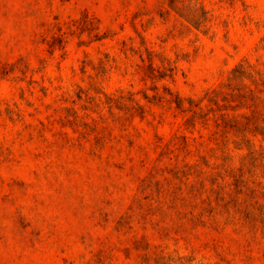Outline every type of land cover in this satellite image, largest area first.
I'll list each match as a JSON object with an SVG mask.
<instances>
[{
    "label": "rangeland",
    "instance_id": "rangeland-1",
    "mask_svg": "<svg viewBox=\"0 0 264 264\" xmlns=\"http://www.w3.org/2000/svg\"><path fill=\"white\" fill-rule=\"evenodd\" d=\"M263 130L264 0H0V264H264Z\"/></svg>",
    "mask_w": 264,
    "mask_h": 264
},
{
    "label": "trees",
    "instance_id": "trees-1",
    "mask_svg": "<svg viewBox=\"0 0 264 264\" xmlns=\"http://www.w3.org/2000/svg\"><path fill=\"white\" fill-rule=\"evenodd\" d=\"M170 6H174V7H171V8H173V9H176V8H178V7H176V5H170ZM191 12V11H190ZM190 15H186V19L189 21V22H191V24H193L194 26H196V27H198V26H200L201 24H202V22L205 20V17H198V16H196L195 14H194V12H192V13H189ZM242 67V66H241ZM162 77V76H161ZM166 92H167V94H169L171 97H173L172 98V100H174V102L176 103V106L178 107V108H180V107H182V101H183V98H181L179 95H177V94H173L169 89H166ZM160 98H163L164 96H159ZM262 133V135H263V137H264V130H263V132H261Z\"/></svg>",
    "mask_w": 264,
    "mask_h": 264
}]
</instances>
